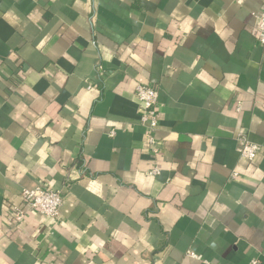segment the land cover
Wrapping results in <instances>:
<instances>
[{
    "label": "crops",
    "instance_id": "0c3cea01",
    "mask_svg": "<svg viewBox=\"0 0 264 264\" xmlns=\"http://www.w3.org/2000/svg\"><path fill=\"white\" fill-rule=\"evenodd\" d=\"M263 11L0 0V264H264ZM139 85L159 92L156 145ZM38 188L64 194L59 218L17 223Z\"/></svg>",
    "mask_w": 264,
    "mask_h": 264
},
{
    "label": "built area",
    "instance_id": "2783aa9c",
    "mask_svg": "<svg viewBox=\"0 0 264 264\" xmlns=\"http://www.w3.org/2000/svg\"><path fill=\"white\" fill-rule=\"evenodd\" d=\"M258 20V42L264 47V11L257 15ZM136 96L141 103L143 114L141 123L147 127L150 133L151 144L157 143L155 132L159 129V92L155 87L139 85L136 90ZM239 151L242 158L248 161H254L262 148L249 140L246 133H241L238 137ZM158 152L155 148L154 153ZM151 175H159V170L154 169ZM22 198L27 206V210L15 208V221L22 222L27 212L37 211L49 218L58 219L61 208L64 203V194L59 190L42 189L24 190ZM256 264V262H254Z\"/></svg>",
    "mask_w": 264,
    "mask_h": 264
}]
</instances>
